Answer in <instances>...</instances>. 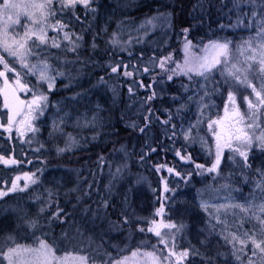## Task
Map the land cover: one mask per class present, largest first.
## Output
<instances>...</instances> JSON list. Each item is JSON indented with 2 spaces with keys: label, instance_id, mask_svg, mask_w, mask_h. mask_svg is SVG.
Instances as JSON below:
<instances>
[{
  "label": "rangeland",
  "instance_id": "obj_1",
  "mask_svg": "<svg viewBox=\"0 0 264 264\" xmlns=\"http://www.w3.org/2000/svg\"><path fill=\"white\" fill-rule=\"evenodd\" d=\"M192 1L190 0V2ZM15 2L28 4L32 0H15ZM190 2L188 3L190 9L187 10L186 17L192 16L191 12L193 9L190 6ZM220 5V7H217L220 13L212 24V35L208 40L207 38L204 39L203 43L207 44L210 40H219L221 42L230 40L232 41L230 48L234 58L233 62L243 61L245 56L237 51V46L242 45L249 37L255 36L256 29L255 27H237L235 29L232 27L236 25L238 16L247 15H237V13L244 12V10L252 13V6L247 0H222ZM54 7L58 8L59 4L55 3ZM79 10L86 9L82 4H77L74 10L65 9L63 12H57L56 19L63 20V18H59V15H64L68 12L75 14ZM182 10L185 12V9ZM164 17H167V22L164 21ZM197 17L203 18L206 15L199 13ZM153 18H158L153 20L154 27L148 25L147 30H145V28L141 27L146 21L143 20L137 25L136 30H133L135 32H133L129 31L130 27H123L120 22H117L114 12L110 11L107 7H103L99 20L94 19L93 23L97 26L101 36L105 34L107 36L110 35L111 43L113 39L118 41L116 44L112 43L115 51L117 48L128 50L130 47L134 48L135 44H139L141 41H147L154 46L151 45L152 48L158 50L161 59L171 55L173 60L183 63L185 38L184 40L179 39L181 43H177L176 41L175 47L171 50L166 47L172 36L170 26L171 16L160 15ZM247 18L252 19V15L249 14ZM21 22L23 24L29 23L24 17H21ZM221 25L224 27L221 28ZM16 31H19L21 35L23 34V30L19 27H16ZM51 33L54 36L55 32L49 31V37H51ZM14 34L10 30L9 35ZM193 44L196 43L193 42ZM161 49L165 53H161ZM56 50L61 51L60 56L55 54V59L60 69H66L67 67L73 69L72 61H69V59H73L66 56L67 52L62 49H50V51L54 52ZM0 52L2 53V50ZM2 54L12 62V58L8 57L6 53ZM52 61L56 63L55 60L52 59ZM30 62L35 63V60L33 59ZM15 65L18 66V64ZM169 67L174 68L175 64H169ZM71 71L69 70V72ZM52 75L55 74L52 73ZM31 78L35 84L37 82L36 77L31 76ZM196 79L199 80V78ZM261 79L262 76L259 73H256L252 79V83L258 87V90ZM154 80L161 81V87L166 90L165 94L168 91L169 96H166L164 112L166 113V121H169V123L166 124V133L159 132V130L153 131L152 127L151 129L149 128V131L153 133L152 135L148 134V137L145 138L151 148L149 158L156 160L160 155L163 157L170 156L171 162L168 168H173L174 172L169 173L168 168L165 165L159 164L158 161L156 164L153 162V166L148 167V170H146L140 161L135 160L137 154L140 155L139 152L136 153L135 148L127 150L126 153L123 151L116 152V154L114 153L115 151L109 153L110 156H113L117 165L129 163L132 166L129 167L128 175V180L132 184L131 198L129 208L127 209L130 221L134 223L138 219L145 217L148 223L147 226L143 227L145 229L150 226V222L154 218L157 219V222L163 220L164 223L183 224L184 228L182 232L178 233L176 237L178 250L195 247L202 254L195 257L190 256L189 260L185 261V264H207V258H211V264H248V258L252 255V244L249 242L243 252L236 253L241 258L238 261L236 256L233 255L232 246L226 244L223 236L219 234L221 226L218 225L215 230H211V224L216 223L212 219V216L216 213L219 205L226 203V197H230L234 203L239 204H244L246 201L252 202L255 205L264 203V193L257 188V182L262 179L258 170H264V151L254 143L252 149L248 152V164L250 167H245L241 157L234 155L231 150L225 148L218 169L219 174L208 172H203L202 175L198 174L195 165L202 164L205 168H208L215 161V140L207 125L209 119H216L218 116L224 115L225 105L229 104L228 92L230 90L234 91L236 105L241 112H245L247 104L243 98L248 96L249 99L254 100V95H251V89H245L243 86L230 88L223 83L219 73H216L215 81L217 84L212 82L207 84L209 95L205 98V103L209 107L203 110V121L197 124V120L200 118V106L198 102L200 95H203V93L195 95L193 100H189V97L194 96L198 90V85L189 81L188 77L183 75L174 76L169 81L160 68L151 77L150 83ZM96 83L92 82L89 77L84 78L79 72L73 71L69 76L65 74L63 76H56L55 83L50 91L47 89V84H44L40 89L48 96V106L44 114L40 116V122L37 124L39 131L34 139L35 144L38 143L39 152L41 153V159L37 160L39 163L36 162L37 165L34 169L35 172L36 168H38L33 177L36 179V183H31L28 177V180L15 181L18 188L15 192H20L21 194L18 195L22 196L21 198L24 200L23 205L26 208L29 206L30 217L35 215L37 210L40 211L42 209L40 201L44 197L43 194L47 195L55 191L64 193L69 184V176L71 179H74V175L78 174L76 170L69 169L68 167L74 168L78 166L83 158L68 157L76 153L77 149H80L84 142H89L90 140L91 143L94 142L97 136L103 133L112 122L111 111L116 109V105L114 104L117 103L116 94L111 90H106L105 86H102L101 83ZM200 83H203V81H200ZM185 85L188 86L187 91H185ZM153 86H155L154 82ZM159 86H155L154 90L153 88H150V90L148 88V90L144 91L143 95H146L148 99V97L156 92ZM213 88L217 90L213 91ZM148 101L150 102L149 99ZM229 110L231 111V108ZM261 121H264V115L261 116ZM190 124H194L196 127L192 131L191 138L186 140L184 138V131L188 129ZM173 125L175 126L174 129ZM173 131L176 133L174 136L172 134ZM202 139L205 143L201 142ZM168 147L169 152L166 151ZM60 149L65 150L60 151ZM178 151L181 156L190 155L191 162L181 160L180 156L176 155ZM175 172H180L181 175L177 176ZM39 173L41 175L40 178L37 176ZM189 173H191L190 176ZM12 182L8 183V188L0 186V190L7 191L11 188ZM2 183L3 181L0 180V185ZM25 184L28 185L27 188L24 187ZM165 185H167V191L165 190ZM224 185H227V187H222ZM72 189L74 190L73 186ZM65 195L69 197V194ZM8 200L7 205L0 209V237L4 238V240L12 237L15 243L5 244L4 252L0 253V261H3V264H9L8 260L4 258V253H7L9 247L35 248L39 246L37 238L41 239L40 237H36L32 240L30 239L31 237H24L22 235L23 221H26L27 213L21 206L18 208L16 202L9 204ZM202 201L207 202V210L201 207ZM162 205L164 208L163 215L156 216V210ZM115 213V230L117 234L121 235L118 237L119 240L128 244H132L134 241L133 249L115 260H121L127 256L129 260L125 264H140V257L133 258L131 253L137 249L141 241H147L148 245L156 244L160 249L164 248L163 245L157 243L158 238L154 234L140 232L138 229L141 227L137 223L131 231L127 232L129 227L125 229L121 224V212ZM221 216L222 219L227 220L229 225L228 230L241 237H243V233L245 232L249 234L253 232L259 233L260 228L264 227L260 225L258 220L251 217V213L246 215L238 209L230 211L227 216H224L223 212H221ZM77 218L80 220V216ZM261 219H264V216ZM84 225L81 226L78 221V223H75L69 229L73 233L81 232L85 227L93 230V222L88 221ZM122 228L125 229V233L121 230ZM163 231L167 232L168 230L163 229ZM16 236L22 242H19L20 240ZM257 239H260V237L257 236ZM44 240L50 244L49 238ZM71 245H69L71 247L69 251L79 255H85V251L91 246L87 244L85 239L79 238L76 239L74 244L71 243ZM239 247L237 245V248ZM141 250L151 251V248L145 247ZM65 252H60L57 256H63ZM245 252L247 255L244 254ZM253 264H264V254H260L257 251V255L253 257Z\"/></svg>",
  "mask_w": 264,
  "mask_h": 264
},
{
  "label": "snow or ice",
  "instance_id": "obj_2",
  "mask_svg": "<svg viewBox=\"0 0 264 264\" xmlns=\"http://www.w3.org/2000/svg\"><path fill=\"white\" fill-rule=\"evenodd\" d=\"M92 0H32L28 4H19L15 0H0V50L6 53L8 57L12 58L10 64L3 54H0V80H2V87H0V95L3 96V108L7 110L6 123H0V128L9 134L13 131L14 125H22L16 128L19 136H24L26 132L36 133L39 131L33 125V121L44 114L48 106V96L40 89L44 84H47V89L50 91L55 83L56 76H63L64 73L58 71L50 63L53 54L50 49H62L66 52H76L80 47V41L83 39L82 35H78L71 31H66L68 23L61 19H56L57 12H63L65 9L74 10L77 4H82L85 9H89ZM252 6V19L245 24L242 20H237L235 27L244 26L255 27V36H251L244 41L242 45L237 46V51L245 56L243 61L233 62L231 52L232 41L224 40H210L207 44L200 42L193 44L187 38L188 29H184L185 40L183 46L184 59L183 63H178L173 60L171 55L163 57L158 61V67L161 72L167 76V80L171 81L174 76L183 75L188 77L198 85V90L194 96L189 97L193 100L195 95H200L198 102L200 106V118L197 124L203 121L204 109L209 107L205 103V98L209 95L207 84L215 81L216 73L222 78L225 85L230 88H237L243 86L245 89H251V95H254V100L245 96L243 99L247 104V110L241 112L236 105V97L234 91L228 92L229 104L225 105L224 115L218 116L216 119L208 120V130L212 133L215 140V161L211 167L205 168L202 164H196L195 168L198 174L203 172L218 173L221 163L222 153L225 148L231 150L234 155H238L243 159L245 167H250L248 164V152L252 149L254 143L262 151H264V121H261V116L264 115V0H247ZM58 3L59 7H54ZM15 17V18H14ZM21 17L29 21L28 24L21 22ZM79 20V17H76ZM152 18L145 21L141 27L147 30L148 25L155 26ZM167 22V17L163 18ZM16 27L23 30L21 35L16 31ZM224 26L221 25V28ZM10 30L14 35H9ZM53 31L56 36L49 37L48 32ZM66 42V43H65ZM113 44L118 43L115 39ZM255 45V46H254ZM95 46V45H94ZM248 53V55H246ZM35 63H31V60ZM15 64H19L20 71L16 70ZM153 64H157L154 60ZM169 64H175L174 68L169 67ZM242 65V66H238ZM118 67H112V71L116 72ZM151 69L145 67L144 71L149 72ZM9 73H13L14 77L12 83L9 80ZM55 73V75H52ZM256 73L261 74L262 79L259 84V90L256 85L252 83V79ZM125 75H132L130 72H125ZM27 76H35L37 82L29 86ZM23 78V79H22ZM196 78H199L197 80ZM203 81V83H200ZM185 91L188 86H184ZM213 88V91H216ZM20 93L26 96L31 93V99H21ZM156 93L148 97L149 100L154 99ZM183 107V106H182ZM231 108V111L229 110ZM165 124L169 121H164ZM196 127L190 124L188 129L184 131V138L186 140L191 138L193 129ZM175 126L173 125V129ZM144 131V129H141ZM173 136L176 134L173 131ZM194 141V138H193ZM202 143H205L203 139ZM43 147V145H41ZM39 151V149H36ZM65 149H60L64 151ZM181 160L191 162V156H181L180 152L176 153ZM0 163L9 165L15 164L17 161L13 158L5 159L0 155ZM159 170V169H158ZM169 173L174 172L173 168L167 169ZM119 171V169H117ZM260 172L261 180L257 182V188L264 193V170ZM28 176V174H25ZM175 175H181L180 172H175ZM191 173H189V176ZM32 176L28 177L31 183H36V179ZM20 177H16L19 180ZM27 184L24 185L27 188ZM222 187H227L224 185ZM16 182H12L11 188L7 191L0 190V197L5 196L8 192L16 191ZM23 190V189H21ZM167 191V185H165ZM226 203L219 205L216 213L212 216L215 224H211V230H215L219 225L221 226L220 235L223 236L225 243L232 246L233 255L239 261L241 258L236 255L237 252H243L248 243L252 244V255L248 258V264H253V257L264 254V227L260 228L259 233L253 232L251 234L245 232L243 237L228 230L229 225L226 219H222L221 212L224 216L232 210L238 209L246 215L251 213V217L260 222L264 226V203L255 205L252 202L246 201L244 204L234 203L230 197H226ZM107 207V202H104ZM201 207L207 210L208 204L205 201L201 202ZM41 212L44 209L40 210ZM164 213L163 205L156 210V216H162ZM52 220H60L61 213L56 212L51 215ZM63 222V221H61ZM124 223H128L127 217ZM147 223V221H146ZM32 228H38V222L35 220L29 221ZM184 225H177L175 223H164L163 220L157 222L155 219L151 220L150 226L146 229L141 227L138 230L142 233H152L158 238L157 243L163 245L160 249L156 244L148 245L147 241H141L135 251H132L133 258L140 257V264H185L189 257L202 255L195 247L178 250L176 243L177 234L182 232ZM163 229H167L165 232ZM257 236L260 239H257ZM38 239V247H9L7 253H4V258L8 260L9 264H88L89 257L85 255L73 254L72 251H67L63 256H57L56 250L51 244L46 243L44 239ZM12 237L7 240L0 237V253L4 252L5 244H14ZM55 243V241H53ZM203 243V242H202ZM237 245L240 247L237 248ZM150 247L151 251L141 250L142 248ZM247 255V253H244ZM129 257L125 256L121 260H115L109 257L103 264H125ZM3 264V261H0ZM94 264V261H93ZM207 264H211V258H207Z\"/></svg>",
  "mask_w": 264,
  "mask_h": 264
},
{
  "label": "trees",
  "instance_id": "obj_3",
  "mask_svg": "<svg viewBox=\"0 0 264 264\" xmlns=\"http://www.w3.org/2000/svg\"><path fill=\"white\" fill-rule=\"evenodd\" d=\"M189 2L190 0H92L89 9L79 10L75 14L68 12L59 15V18H63L62 21L68 23L66 30L82 35L83 39L76 52L66 53V56L73 59H69L72 61L73 69L71 67L60 69L55 59V54L60 56V50L51 51L56 63H53L52 60L50 63L67 76L71 75L73 71H77L84 78L89 77L92 82L101 83L106 90H111L116 94L117 103H114L116 109L111 111L112 122L103 133H100L92 143L89 138L90 141L84 142L80 149H77L78 152L76 151L68 157L83 158L78 166L68 167L76 170L78 174L74 175V179L69 176V184L64 193L55 191L47 195L43 194L44 197L40 202L44 211L37 210L35 215L30 217L29 206L26 208L23 205L24 200L21 195H18L21 194L20 192L10 193L9 196H6L9 200L7 198L0 202V209L7 205L8 200L9 204L16 202L18 208L21 206L26 211V221H23V233L21 232L24 237L29 236L32 240L36 237L49 238L48 241L56 250V255L69 251L71 243L74 244L77 238L85 239L87 244L91 245L85 251V256L89 257L88 264H93V261L94 264H103L109 257L117 259L133 249L134 241L132 244H128L118 238L121 235L117 234L115 230V212H121V224L125 229L129 227L127 232L137 224L140 227H145L148 223H146L145 217L134 223L130 221L127 209L129 208L132 184L128 180V175L129 167L132 166L129 163L117 165L109 153L114 151L115 154L119 151L126 153L127 150L135 148L136 153H140V155L137 154L135 160L140 161L146 170L153 166V162L156 164L157 161L168 168L171 157L160 155L156 160L149 158L151 148L145 138L148 137V134H153L152 131H149L151 127L153 131L159 130V132L166 133L167 125L164 123L166 113L164 111L166 96L169 94L168 91L165 94L166 90L161 87L160 80L150 83L151 77L159 70L158 61L161 59L158 50L152 48V44L140 40L141 43L135 44L134 48L130 47L128 50L117 48L115 51L110 35L101 36L93 22L94 19L99 20L103 7L114 12L117 22H120L123 27H130L129 31L136 30L137 25L143 20L160 15H170L172 36L166 47L171 50L175 47L176 41L181 43L179 39L184 40V29H188L187 38L196 44L203 42L206 38L208 40L212 35V24L220 13L217 7L221 6L222 0H193L190 2L193 9L192 16L186 17L187 10L190 9ZM182 9H185V12ZM199 13L206 17H197ZM238 14H247L238 16V19L244 21L245 24L251 20L247 18L251 14L250 11L244 10ZM76 17L80 19L77 20ZM232 28L237 27L233 26ZM50 36L53 37V34L51 33ZM161 53H165L163 49H161ZM154 60L157 64H153ZM112 67H118V70L113 72ZM145 67L151 70L145 72ZM69 70L72 71L69 72ZM125 72H130L132 75H125ZM153 82L155 86H160L155 92L156 97L149 102L147 96L143 94L148 88L154 90ZM95 142L96 144H94ZM166 151L169 152V147ZM65 194H69V197ZM46 196L48 199L45 198ZM105 201L107 207L104 206ZM56 212L61 213V219H50L51 215ZM78 216H80V220H78ZM125 217H127L128 223H124ZM154 219L157 221L156 218ZM32 220L38 222V228L30 227L29 221ZM78 221L81 226H85L84 224H87L88 221L93 222V230L85 227L81 232L73 233L69 228ZM125 229L121 230L125 233ZM17 239L22 242L18 237Z\"/></svg>",
  "mask_w": 264,
  "mask_h": 264
},
{
  "label": "flooded vegetation",
  "instance_id": "obj_4",
  "mask_svg": "<svg viewBox=\"0 0 264 264\" xmlns=\"http://www.w3.org/2000/svg\"><path fill=\"white\" fill-rule=\"evenodd\" d=\"M0 54H2L0 52ZM5 56V55H4ZM5 59H7L5 57ZM11 64L9 59H7ZM16 70L20 71V66H16ZM2 68V66H0ZM14 77L13 73H9V80L12 83V79ZM23 79V78H22ZM26 79L29 81V86L34 84L33 79L31 76H27ZM2 80H0V87H2ZM20 98L23 99H31V93H28L27 96L24 93H20ZM6 113L7 110L3 108V96L0 95V123H6ZM40 122V116L38 119L34 120L32 123L33 125L39 129L37 124ZM21 127L22 125H14L13 131L11 134L5 132L2 128H0V155H3L5 159L13 158L17 161L15 164L5 165L0 163V180L3 183L0 185L2 188H8L10 181H19V180H28L27 177L32 176L33 174L38 171L34 172L36 167V162L40 158V152L36 149H39L38 143L35 144L34 139L37 136L36 133L26 132L24 136H19L16 132V128ZM40 160V159H39ZM32 165V166H31ZM34 165V166H33ZM25 174H28L26 176ZM40 178V173L37 174ZM16 177H20L19 180H16ZM18 189V188H17ZM11 194H16L15 191L8 192L7 195L0 197V202L5 201L6 196Z\"/></svg>",
  "mask_w": 264,
  "mask_h": 264
}]
</instances>
